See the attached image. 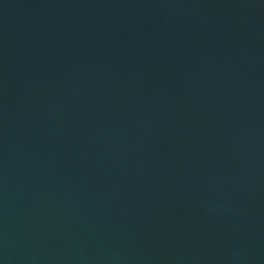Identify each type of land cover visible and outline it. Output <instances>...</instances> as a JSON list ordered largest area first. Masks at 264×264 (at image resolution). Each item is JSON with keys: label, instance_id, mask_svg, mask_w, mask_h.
<instances>
[{"label": "water", "instance_id": "water-1", "mask_svg": "<svg viewBox=\"0 0 264 264\" xmlns=\"http://www.w3.org/2000/svg\"><path fill=\"white\" fill-rule=\"evenodd\" d=\"M0 264H264V0H0Z\"/></svg>", "mask_w": 264, "mask_h": 264}]
</instances>
